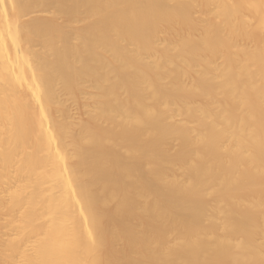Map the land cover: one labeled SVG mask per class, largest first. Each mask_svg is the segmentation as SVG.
Wrapping results in <instances>:
<instances>
[{
  "label": "bare ground",
  "instance_id": "6f19581e",
  "mask_svg": "<svg viewBox=\"0 0 264 264\" xmlns=\"http://www.w3.org/2000/svg\"><path fill=\"white\" fill-rule=\"evenodd\" d=\"M0 264H264V0H0Z\"/></svg>",
  "mask_w": 264,
  "mask_h": 264
}]
</instances>
